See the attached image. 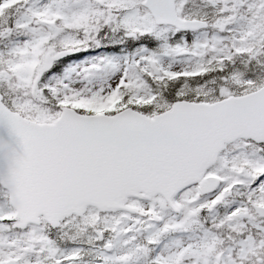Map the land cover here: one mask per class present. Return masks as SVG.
<instances>
[{
    "label": "snow or ice",
    "instance_id": "6c2138e0",
    "mask_svg": "<svg viewBox=\"0 0 264 264\" xmlns=\"http://www.w3.org/2000/svg\"><path fill=\"white\" fill-rule=\"evenodd\" d=\"M0 264H264V0H0Z\"/></svg>",
    "mask_w": 264,
    "mask_h": 264
}]
</instances>
